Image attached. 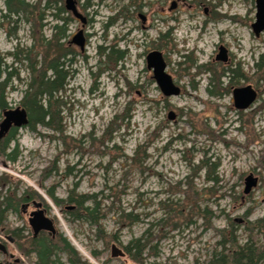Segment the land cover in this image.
I'll use <instances>...</instances> for the list:
<instances>
[{"label":"rangeland","instance_id":"obj_1","mask_svg":"<svg viewBox=\"0 0 264 264\" xmlns=\"http://www.w3.org/2000/svg\"><path fill=\"white\" fill-rule=\"evenodd\" d=\"M24 1L34 7L33 15L21 11L5 18L8 10L0 0V54L17 76L7 101L12 109L22 106L31 73L26 61L14 63L11 54L33 48V31L38 38H52L56 24L63 25L53 16L58 14L68 23L61 44L75 53L69 85L60 94L67 131L61 137L42 126L36 132L20 129L19 159L13 163L0 153V178L8 179L0 191H36L82 264H125L121 258H108L112 241L118 237L129 245L148 231L156 249L144 253L145 264H211L221 250V232H233L231 223L245 244L247 223L264 219V79L257 67L264 55V34L257 38L252 30L255 0H77L86 25L65 8L66 0L57 5L64 13L45 11L55 0ZM81 30L84 51L71 43ZM162 34L169 36L166 45L159 41ZM221 45L233 57L228 65L216 60ZM100 46L126 57L112 64L100 56ZM46 49L33 52H39V62ZM154 50L163 53L167 72L182 89L179 96L165 97L148 70L146 57ZM248 85L259 92L258 100L239 111L233 90ZM170 112L177 114L176 121L168 119ZM0 116L1 123V111ZM116 117V131L106 136ZM251 174L259 184L245 195ZM51 192L63 207L72 204L68 196L92 197L106 216L97 226L73 221ZM93 204L89 200L86 205ZM128 214L138 220L122 218ZM7 217L0 237L8 235L10 224L23 223L12 213ZM99 227L116 236L100 241ZM7 245L21 258L23 240L16 250ZM5 259L0 252V261Z\"/></svg>","mask_w":264,"mask_h":264},{"label":"trees","instance_id":"obj_2","mask_svg":"<svg viewBox=\"0 0 264 264\" xmlns=\"http://www.w3.org/2000/svg\"><path fill=\"white\" fill-rule=\"evenodd\" d=\"M62 1L63 0H55V5H52V2L49 1L45 6V11L64 13L65 8L63 6L57 7ZM91 1L93 0H87V2ZM5 4L8 10L7 14L4 16L5 18H11L12 15H19L21 11L29 12L32 15L34 14L32 10L34 7L26 4L24 0H5ZM53 16L62 21L63 25L60 26V24H56L54 27L55 33L52 38H38L33 31L32 37L35 42L33 48L30 50H18L12 53L11 57L14 58V63H24L26 61L29 66L28 69L31 72L30 80L26 84L24 97L21 101V105L26 109L30 121L26 128L30 129L32 132H36L38 127L42 126L62 137L66 133L67 128L63 116V107L65 103L60 94L66 92L67 86L69 85L68 81L71 76V65L73 64L71 57L75 53L71 54V52L65 50V46L61 44L63 38L66 37L67 20L60 18L58 14ZM44 17L45 14L41 19L44 20ZM159 41H163L164 45L168 44V34H162ZM36 45H38V47H36ZM43 47L47 49L44 55H42V62H39V52L35 54V56L33 52L37 48L42 50ZM99 54L100 56L106 55L108 62L110 61L112 64L116 65L122 62L126 57L125 52L119 50L110 49L108 53V50L104 48V46H100ZM183 58H190V56H184ZM181 64L182 63H180V65ZM4 66L5 68L3 69ZM257 67L262 74V79H264V55L260 57V62L257 64ZM8 68L13 69V66H8L0 54V111L2 114L11 109L6 94L7 90L13 87V79L17 77L14 72H9ZM5 74H7V76L2 81ZM216 77L219 79L217 75ZM117 121L118 117L111 123V126L106 132V136H112L113 132L116 131L118 126ZM19 130L20 129L13 128L6 138L0 141V153L13 163H15L21 155L18 144ZM13 143L15 147L11 150V145ZM9 150L11 151L8 152ZM133 160L136 162L135 159ZM2 181H4V183H2ZM7 181L8 179L5 176L1 177L0 186L6 185ZM31 191L32 193L38 194L36 191ZM25 194L19 195L17 192H14L12 195H5L3 191H0V225H3V222L12 209L15 211L18 210V207L25 199ZM83 199L84 198H80L76 200L74 196L71 200L77 202L79 205L77 210L78 216L90 225L97 226L100 220L106 216L105 214H101L100 203L93 198L92 201H94V204L92 206H85L86 200ZM249 213L250 211L247 213L246 217H248ZM122 218H126L130 223L138 220V216L132 214L122 215ZM231 227L233 232L229 236L226 234L227 230L221 232L223 239L218 243V246L220 245L222 247V251L216 250L212 256L211 264H264V219L254 224L247 223V230H245V232L249 235L248 241L242 245L236 236L237 230H234L235 224L231 223ZM149 233L150 231L142 238L130 242L128 250L134 260H143V255L149 248L155 251L156 246L152 247L151 240L147 236ZM96 237L99 240L108 242L113 236H107L104 230L99 227ZM33 246L39 252L38 264H61L60 257L55 259L53 256H57V254L63 252L67 253L70 263L82 264L78 251L67 238L61 237L58 240L52 241L40 240ZM96 253L97 252H95L94 255H96ZM154 255H157V253H154Z\"/></svg>","mask_w":264,"mask_h":264},{"label":"flooded vegetation","instance_id":"obj_3","mask_svg":"<svg viewBox=\"0 0 264 264\" xmlns=\"http://www.w3.org/2000/svg\"><path fill=\"white\" fill-rule=\"evenodd\" d=\"M255 4H256V14H255V22L252 24V30H253V33L255 34V36L257 38H259V37H261V35L264 34V31H262L259 35H257L256 34V30L254 29V25H257L259 15H261L263 13V11H264V1L255 0ZM176 7H177V4L173 3V8H176ZM143 20L146 23V18L145 17H143ZM87 22H88V20H87ZM221 48H223L226 51L225 52V55H226V58H227L226 62L217 60V57L220 54ZM155 51H157V50L151 51L146 57L147 68H148V58H149L150 54L154 53ZM157 52H160V51H157ZM161 54L163 56V60H164V62L166 64V66H167L166 67V73L168 75H170L167 72L168 65H167V62L165 60V57H164L163 53H161ZM216 60H217V62H222V63L227 64V65L230 64L231 61H233V57L231 56L230 50L225 45H221L219 47V53L216 56ZM148 70H150V69L148 68ZM150 71L153 72V78H154L153 69L150 70ZM172 79H173V77H172ZM154 80H155V78H154ZM173 81H174V79H173ZM156 83H157V81H156ZM174 83H175V81H174ZM176 86L180 89V91L182 90L180 86H178V85H176ZM247 87H251L256 92V94H257L256 101H257L258 97H259V92L257 90H255L251 85H248V86H245V87H241V88H235L233 90V99H234V94H235L236 90L244 89V88H247ZM253 105H251L248 109H250ZM234 106H235V104H234ZM239 111H241V110H239ZM176 120H177V114H176L175 121ZM48 195L51 198H53V200L55 201V203L57 205L60 204L58 206L60 207L62 213L64 215H67V217L69 219H71L73 221H77V222H80V221L85 222L84 220H82L78 216V213H77L78 206H79L78 203L75 202V201L74 202L71 201L72 198H74V196L73 197L72 196H68L67 203H72V204L69 205V206L63 207L62 203H59V201L55 198L53 192L49 193ZM44 198H47V197H44ZM80 198L81 199L84 198L83 200H86L85 206H87L86 204L89 202V200H93L92 197L85 196V195H77V196H75L76 200H78ZM51 212L52 211L49 208V205L45 202L44 199L41 198V196H39V194L32 193V192L26 193L25 194V199L21 203V205L18 207V210L15 211V210L12 209L10 211V213H9V214L12 213V214L16 215L17 222H21V220H22L23 223L21 225H17L16 222L10 224V231H9L8 235L5 234L4 237H0V252L6 258L5 260L0 261V263L3 262L5 264H22L26 259L33 258L35 260V264H38V262H39V252H38V250H36L34 248L33 245L36 242L40 241V240L52 241V240H58L59 238L63 237V236H61L60 231L58 229V223H57L58 221L52 215ZM40 217H44V218H46V219H48V220H50L52 222V225L54 227V232L50 233L49 231L41 230L38 234L35 233L33 225L34 224L37 225L40 222ZM18 219H19V221H18ZM4 223L8 224V217L3 222V224ZM4 229H6V228L3 227L2 233H5ZM106 235L110 236L109 234H106ZM115 236H113V237H115ZM22 240H23V244H24L23 255H20L21 258H16L15 253L9 251L7 244H10V246L16 250L18 242H20ZM114 245L117 248H119L120 250H122V252L124 253V256H120L118 258L123 259L125 261V264H145L146 259H143L141 261L134 260L132 255H131V253H130V251L128 250L129 245L122 244V242L120 241V238H118V237H115V239L112 241V244L110 246V255H108V258L110 256V260L118 259V258H113L112 257V247ZM218 247L221 249L220 251H222V247L220 245ZM60 255H63L65 260L68 262V264H72V263H70V261L68 259L67 253H65V252L59 253V254H57V256L54 255L53 258L57 259V258H59Z\"/></svg>","mask_w":264,"mask_h":264},{"label":"water","instance_id":"obj_4","mask_svg":"<svg viewBox=\"0 0 264 264\" xmlns=\"http://www.w3.org/2000/svg\"><path fill=\"white\" fill-rule=\"evenodd\" d=\"M264 1V0H261ZM66 9L72 12L76 19L80 20L84 25L87 23V19L79 12L76 0H66ZM256 34L259 35L264 31V11L259 15L257 25H254ZM72 44H75L81 48L82 51L85 49L86 39L84 31H80L72 40ZM225 50L221 48L220 54L217 57L218 61L226 62ZM166 64L163 60V56L160 52L155 51L151 53L148 58V68L154 71V78L158 83L162 93L166 97L177 96L180 94V89L175 85L172 77L166 73ZM257 94L251 88L247 87L235 91L234 104L238 110H247L256 101ZM168 119L174 121L176 114L170 112ZM29 116L22 106L16 109H9L3 113V120L0 123V141H2L13 128L22 129L29 125ZM259 180L251 174L245 180V195H249L254 188L258 186ZM34 231L38 234L41 230L54 232L52 222L44 217H40V222L37 225H33ZM124 256L122 250L117 247L113 249V257ZM0 264H5L1 262Z\"/></svg>","mask_w":264,"mask_h":264},{"label":"bare ground","instance_id":"obj_5","mask_svg":"<svg viewBox=\"0 0 264 264\" xmlns=\"http://www.w3.org/2000/svg\"><path fill=\"white\" fill-rule=\"evenodd\" d=\"M76 245V244H75ZM77 246V245H76ZM116 247L115 245L112 247V257H113V249ZM113 258H118V257H113Z\"/></svg>","mask_w":264,"mask_h":264}]
</instances>
